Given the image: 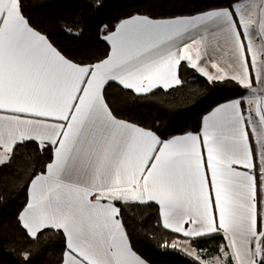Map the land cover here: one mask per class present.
Returning a JSON list of instances; mask_svg holds the SVG:
<instances>
[{
  "label": "snow or ice",
  "instance_id": "6c2138e0",
  "mask_svg": "<svg viewBox=\"0 0 264 264\" xmlns=\"http://www.w3.org/2000/svg\"><path fill=\"white\" fill-rule=\"evenodd\" d=\"M25 7L0 0V169L25 166L18 154L32 143L51 158L17 214L30 242L23 264L49 236L63 242L58 264H147L122 209L153 202L163 228L184 238L163 246L194 264H264V0L102 25L109 50L95 62L65 54ZM182 65L250 90L247 109L233 100L200 133L168 139L115 113L113 83L137 95L168 90ZM217 235L214 253L195 247Z\"/></svg>",
  "mask_w": 264,
  "mask_h": 264
},
{
  "label": "trees",
  "instance_id": "16d2710c",
  "mask_svg": "<svg viewBox=\"0 0 264 264\" xmlns=\"http://www.w3.org/2000/svg\"><path fill=\"white\" fill-rule=\"evenodd\" d=\"M230 3L232 0H26L25 11L69 57L95 62L109 50L102 25L112 27L135 14L157 19L190 17ZM179 75L182 83L177 87L154 89L146 95L113 83L107 89L109 103L120 118L168 139L198 134L206 115L222 104L243 100L247 92L231 80L209 82L183 65ZM35 147L32 143L18 154L25 166L0 169V264H23L21 251L30 243L23 239L17 214L27 202L29 180L44 171L51 158L50 152H34ZM122 216L134 250L147 264H194L179 247L163 246L184 238L163 228L156 205L123 208ZM223 242L219 235L204 237L195 247L214 253ZM62 249V240L49 236L33 248L32 264H58Z\"/></svg>",
  "mask_w": 264,
  "mask_h": 264
},
{
  "label": "crops",
  "instance_id": "0c3cea01",
  "mask_svg": "<svg viewBox=\"0 0 264 264\" xmlns=\"http://www.w3.org/2000/svg\"><path fill=\"white\" fill-rule=\"evenodd\" d=\"M242 2H243V0H242ZM211 70V69H210ZM214 71V70H213ZM199 74V73H198ZM200 75V74H199ZM200 76H202V75H200ZM203 78H205V79H207L206 77H204V76H202ZM178 85H176V86H174L173 88H175V87H177ZM253 86L257 89L258 87H259V89H260V84L259 83H256L255 81H254V84H253ZM241 87V86H240ZM243 88V87H242ZM158 89H162V88H158ZM164 90V89H163ZM247 92H246V94H245V96L243 97V100L242 101H245V103H244V108H245V110L247 109V103H246V99L250 96V95H252V93L250 92V90H248V89H245ZM229 103V102H228ZM226 104V103H225ZM223 105V104H222ZM217 108V107H216ZM215 110V109H214ZM213 110V111H214ZM212 112V111H211ZM210 112V113H211ZM209 113V114H210ZM208 114V115H209ZM208 115H206V116H208ZM205 116V117H206ZM203 120H204V118H203ZM203 120H202V124H203ZM201 130H202V125H201ZM201 130H200V132H201ZM199 132V133H200ZM28 197H29V189H28V191H27V200H28ZM152 204H154V205H156L154 202L152 203ZM157 207H158V205H156ZM158 210H159V207H158ZM160 216V215H159ZM160 221H161V219H160ZM161 224H162V222H161ZM165 229V228H164ZM166 230H168V231H170L169 229H166ZM171 232V231H170ZM173 233V232H172ZM175 234H177V233H175ZM177 235H180V234H177ZM181 236V235H180ZM182 237V236H181Z\"/></svg>",
  "mask_w": 264,
  "mask_h": 264
},
{
  "label": "rangeland",
  "instance_id": "374dc122",
  "mask_svg": "<svg viewBox=\"0 0 264 264\" xmlns=\"http://www.w3.org/2000/svg\"><path fill=\"white\" fill-rule=\"evenodd\" d=\"M260 91V89H259V87L257 88V92H259ZM185 253V252H184ZM186 254V253H185Z\"/></svg>",
  "mask_w": 264,
  "mask_h": 264
}]
</instances>
